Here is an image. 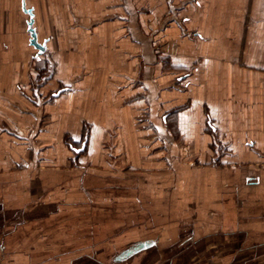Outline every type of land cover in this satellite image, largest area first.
<instances>
[{
  "label": "crops",
  "instance_id": "obj_1",
  "mask_svg": "<svg viewBox=\"0 0 264 264\" xmlns=\"http://www.w3.org/2000/svg\"><path fill=\"white\" fill-rule=\"evenodd\" d=\"M82 216L115 261L264 264V0H0V263L72 264Z\"/></svg>",
  "mask_w": 264,
  "mask_h": 264
},
{
  "label": "rangeland",
  "instance_id": "obj_2",
  "mask_svg": "<svg viewBox=\"0 0 264 264\" xmlns=\"http://www.w3.org/2000/svg\"><path fill=\"white\" fill-rule=\"evenodd\" d=\"M44 61L34 67V70L39 76H48L51 74L53 70V64L51 60L44 56ZM85 217H64L62 219H53L52 223L47 227L49 239L51 240L53 245H56L57 247H62L60 251L54 252L52 251L53 259H59V262L63 259H68L66 261H71L72 264H163V261L166 262V259L164 258L163 261H160V263L157 261L156 256H154L152 253L147 255L146 253H141L138 255L131 256L128 259H124L123 261H115L114 257L109 256L108 254L100 253L99 251H102L104 246L106 244L103 243H95L90 239L89 230L87 227L86 222H83L84 225L82 226L80 221L82 222ZM42 229H45L41 227ZM40 228H36L34 231H32L31 236H28L30 233L27 231H15L16 239L19 243H15V245H21L26 244L29 242L32 247L35 245L37 238L39 239V236L41 233L45 234L44 230ZM32 235H35L32 237ZM47 236L42 237V239L46 238ZM48 239V240H49ZM9 244V245H8ZM3 246L7 245V250L11 251L13 249V243L9 240L6 241V243H2ZM112 246V245H111ZM106 248V247H105ZM109 250H111L109 248ZM114 250V251H112ZM111 252L116 254V249H112ZM96 251V252H95ZM166 253V252H164ZM108 255V256H107ZM7 258L3 260L0 264H11L10 263V255H8V263L6 261ZM52 259V258H51ZM45 262H49L48 259H45ZM35 260L34 264H39Z\"/></svg>",
  "mask_w": 264,
  "mask_h": 264
},
{
  "label": "water",
  "instance_id": "obj_3",
  "mask_svg": "<svg viewBox=\"0 0 264 264\" xmlns=\"http://www.w3.org/2000/svg\"><path fill=\"white\" fill-rule=\"evenodd\" d=\"M23 10L28 13L30 16V20L28 23V30L30 32V44L37 50L36 56L39 58L46 52V43H39L36 30L33 27L34 24V18L32 14V10H27L25 7V3H23ZM131 252V251H130Z\"/></svg>",
  "mask_w": 264,
  "mask_h": 264
}]
</instances>
